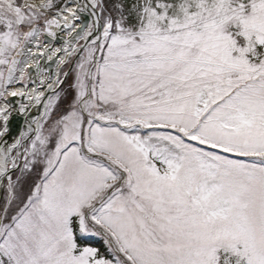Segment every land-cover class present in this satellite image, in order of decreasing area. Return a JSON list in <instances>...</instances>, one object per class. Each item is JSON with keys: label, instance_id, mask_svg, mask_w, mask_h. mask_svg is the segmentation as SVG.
I'll return each instance as SVG.
<instances>
[{"label": "snow or ice", "instance_id": "obj_1", "mask_svg": "<svg viewBox=\"0 0 264 264\" xmlns=\"http://www.w3.org/2000/svg\"><path fill=\"white\" fill-rule=\"evenodd\" d=\"M0 264H264V0H0Z\"/></svg>", "mask_w": 264, "mask_h": 264}]
</instances>
